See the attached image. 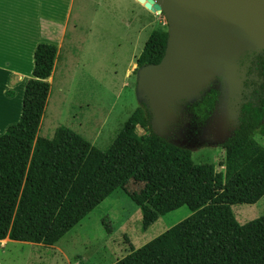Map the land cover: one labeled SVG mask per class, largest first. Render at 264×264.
<instances>
[{
	"label": "trees",
	"instance_id": "obj_1",
	"mask_svg": "<svg viewBox=\"0 0 264 264\" xmlns=\"http://www.w3.org/2000/svg\"><path fill=\"white\" fill-rule=\"evenodd\" d=\"M166 42L167 31H152L136 58L137 69L159 63ZM55 52L50 44L35 47L20 119L0 136V241L52 246L145 171L153 192L139 207L142 229L181 207L190 216L145 245L129 248L113 264H264V215L239 225L230 209L264 196V147L256 139L264 136V52L246 56L234 128L221 142V172L211 163L195 164L189 149L154 134L144 102L106 150L63 126L51 138L36 136L49 92L44 79ZM218 81L195 102L178 107L173 129L204 125L218 111L221 97L213 86ZM137 128L145 131L139 138Z\"/></svg>",
	"mask_w": 264,
	"mask_h": 264
},
{
	"label": "rangeland",
	"instance_id": "obj_2",
	"mask_svg": "<svg viewBox=\"0 0 264 264\" xmlns=\"http://www.w3.org/2000/svg\"><path fill=\"white\" fill-rule=\"evenodd\" d=\"M113 1L119 3V8L111 4ZM138 9L140 8L132 0H76L72 24L80 26L78 20L81 19V26L86 27L85 31L90 27V38L96 42L92 44L91 51H87V60L92 69L84 70L75 58L68 59L69 77L55 82L52 86L41 137L51 138L59 126H65L97 149L106 150L109 140H104L98 145L92 143L94 131L103 116L113 107L115 113H119L121 107H129L127 112H130L140 103H146L144 100L141 102L136 95L135 77L125 79L130 88H120L124 79L123 71L132 56L140 55L145 41L154 29L167 31V22L162 14L150 12L148 17ZM132 12L138 13L139 18H143L142 22L149 21L150 25L149 27L148 22L146 23L147 26L137 36V42L136 38H131L137 23L133 20L131 27H128V21L133 18ZM121 31L131 33V36H125V39L133 40L134 51L132 46L122 51L114 50L116 37ZM86 38H89V34ZM69 45L67 42L66 47ZM248 53L252 52H245L241 58ZM60 83L66 84L61 93L58 92ZM213 86L219 89L217 83ZM120 93L121 98H118ZM222 107L221 100L218 111L213 113V117L210 116L207 124H190L173 129L177 122L171 123L165 134L175 145L189 149L195 164L211 163L215 172L223 171L224 151L220 139H207L205 130L221 115ZM220 127V134H224V125ZM104 133L111 135L112 127ZM143 134L145 131L140 128L134 132L136 138ZM256 139L264 147V136ZM152 192L153 180L145 171H141L128 182L124 190H117L106 198L56 244L43 246L10 240L0 242V264H113L127 255L129 248L145 245L190 216V211L181 207L159 217L143 230L139 207L144 203L146 195ZM230 209L235 221L244 225L264 215V196L253 205L237 204L232 205Z\"/></svg>",
	"mask_w": 264,
	"mask_h": 264
},
{
	"label": "water",
	"instance_id": "obj_3",
	"mask_svg": "<svg viewBox=\"0 0 264 264\" xmlns=\"http://www.w3.org/2000/svg\"><path fill=\"white\" fill-rule=\"evenodd\" d=\"M137 1L167 22L163 58L137 72L136 95L147 104L153 133L164 137L177 122L178 107L197 100L219 79L220 97L232 100L227 122L220 123L228 135L245 78L241 56L264 52V0ZM217 138L221 143L225 137Z\"/></svg>",
	"mask_w": 264,
	"mask_h": 264
},
{
	"label": "crops",
	"instance_id": "obj_4",
	"mask_svg": "<svg viewBox=\"0 0 264 264\" xmlns=\"http://www.w3.org/2000/svg\"><path fill=\"white\" fill-rule=\"evenodd\" d=\"M75 2L76 0H0V136L8 126L16 124L20 119L24 87L27 81L32 79L33 52L39 43L53 45L56 52L50 75L44 79L49 86V92L36 136H40L46 120L45 116L51 100L52 86L55 82L69 77L68 59L75 58L78 65L84 70L92 69L87 60V55H89L87 51L90 52L92 44L96 42L90 38V27L85 31L86 27L81 26V19L78 20L80 26L72 24ZM132 2L140 8L138 10L142 11L145 16H150V11L144 8L141 3L137 0H132ZM111 4L117 5L119 8L118 2L113 1ZM138 15V13H134L133 18L128 21V27H131L133 20L137 23L135 30H133L134 36L131 37L136 38L135 42L138 40L137 36L147 26V22L150 27L149 21L142 22V16L139 18ZM122 21L124 28V19ZM88 34L89 38H86ZM130 34V32L121 31L120 35L116 37L117 43L114 45V50L122 51L132 46L134 51L133 40L125 39V36H131ZM67 42L70 45L66 47ZM136 58V56H132L127 61L128 64L123 71L124 79L120 88H130L125 79L135 77L137 80L139 69L136 67ZM64 64L68 67L63 66ZM85 74L87 76V73ZM65 85V83L58 85L59 93L62 92ZM7 92L12 94L8 95ZM121 94L117 95L118 98H121ZM127 108L129 107H121L119 113H115L113 107L109 113L103 116L98 128L94 131L93 144L95 142L98 145L104 140H109L107 145L111 144L124 122L135 109L127 112ZM111 127L112 134L107 136L104 132Z\"/></svg>",
	"mask_w": 264,
	"mask_h": 264
},
{
	"label": "flooded vegetation",
	"instance_id": "obj_5",
	"mask_svg": "<svg viewBox=\"0 0 264 264\" xmlns=\"http://www.w3.org/2000/svg\"><path fill=\"white\" fill-rule=\"evenodd\" d=\"M246 56H248V58H251V53L244 55V58L240 59V61L241 60L243 61L241 67L239 66L241 72H244L243 68H244V65H245L246 60H247ZM217 84H218V87H220V85H221L220 80L218 81ZM221 100H222V105H223L221 115L217 116L216 119L213 121L214 122L213 125L210 126V128H208L207 130H205L206 138L209 140H212L215 137H226L227 136L226 133L220 134V131L222 128L221 127L216 128V125L220 126V123H222V122L226 123L227 122L226 118L229 116L230 110L232 109V100L231 99L227 100L224 97H222ZM234 117H235V115H234ZM215 130H217V131H215Z\"/></svg>",
	"mask_w": 264,
	"mask_h": 264
},
{
	"label": "bare ground",
	"instance_id": "obj_6",
	"mask_svg": "<svg viewBox=\"0 0 264 264\" xmlns=\"http://www.w3.org/2000/svg\"><path fill=\"white\" fill-rule=\"evenodd\" d=\"M5 241H9V240H3V241H1V242L4 243Z\"/></svg>",
	"mask_w": 264,
	"mask_h": 264
}]
</instances>
